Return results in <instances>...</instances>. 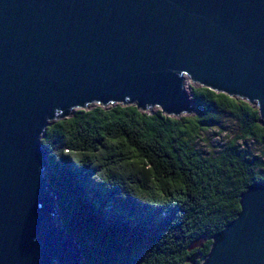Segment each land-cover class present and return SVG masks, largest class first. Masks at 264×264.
I'll return each instance as SVG.
<instances>
[{
  "label": "water",
  "instance_id": "obj_1",
  "mask_svg": "<svg viewBox=\"0 0 264 264\" xmlns=\"http://www.w3.org/2000/svg\"><path fill=\"white\" fill-rule=\"evenodd\" d=\"M184 77L263 125L264 0H0V264H79L52 222L49 123L91 103L190 113ZM238 206L188 264H264V181Z\"/></svg>",
  "mask_w": 264,
  "mask_h": 264
},
{
  "label": "trees",
  "instance_id": "obj_2",
  "mask_svg": "<svg viewBox=\"0 0 264 264\" xmlns=\"http://www.w3.org/2000/svg\"><path fill=\"white\" fill-rule=\"evenodd\" d=\"M189 115L135 103L75 109L55 118L40 142L55 215L79 264H188L239 210L245 187L264 181V124L255 103L201 85ZM233 120L237 130L212 151L200 131Z\"/></svg>",
  "mask_w": 264,
  "mask_h": 264
},
{
  "label": "rangeland",
  "instance_id": "obj_3",
  "mask_svg": "<svg viewBox=\"0 0 264 264\" xmlns=\"http://www.w3.org/2000/svg\"><path fill=\"white\" fill-rule=\"evenodd\" d=\"M196 85L197 83L192 82L187 77H184L183 89L186 92V94H188L189 88L191 86H196ZM98 105L100 104L91 103L87 105V107H94ZM151 108H152L151 110L159 109V107L157 106H153ZM75 109H83V108H75ZM180 115H189V113L180 114ZM236 130H237V124L233 120H230V119L224 120L222 122L221 128L211 127L209 129H206L205 131H200L198 134V138L195 139V146L202 149L203 151H207V152L212 151L217 146L219 147L223 142L228 140ZM248 144H249L248 148L253 154L257 156H262V153L264 151V148L262 146H259L255 143H250V142H248ZM52 222L55 225H57L58 224L57 218L53 217ZM55 264H58V263L55 262Z\"/></svg>",
  "mask_w": 264,
  "mask_h": 264
}]
</instances>
